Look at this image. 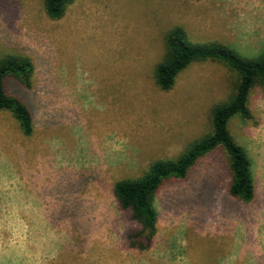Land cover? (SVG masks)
Instances as JSON below:
<instances>
[{"label":"rangeland","instance_id":"374dc122","mask_svg":"<svg viewBox=\"0 0 264 264\" xmlns=\"http://www.w3.org/2000/svg\"><path fill=\"white\" fill-rule=\"evenodd\" d=\"M174 28L254 60L264 53V0H76L59 22L42 0H0V54L35 65L32 89L8 87L30 106L33 135L0 113V264H264L259 91L252 123H230L252 162L255 199L227 196L222 156L213 155L157 197L152 248L129 247L141 227L119 208L115 183L177 159L210 132L211 108L230 94L227 71L210 62L171 92L156 89Z\"/></svg>","mask_w":264,"mask_h":264},{"label":"trees","instance_id":"16d2710c","mask_svg":"<svg viewBox=\"0 0 264 264\" xmlns=\"http://www.w3.org/2000/svg\"><path fill=\"white\" fill-rule=\"evenodd\" d=\"M75 2L42 0L45 15L54 22L63 20ZM208 62L227 71L230 87L228 99L210 110V132L190 144L177 159L158 160L141 177L118 181L114 185L113 195L119 208L141 227V231L129 236L130 249L147 252L152 248L158 235L157 197L164 188L186 182L199 163L208 157L222 156L223 169L229 178L228 197L241 204H249L255 199L252 162L232 134L230 123L238 118L247 124L253 121L252 95L259 91L264 98V53L257 59H247L220 43L191 42L182 28H174L164 37V53L153 72L154 85L161 92H171L181 74L196 64ZM34 73L35 65L29 56L0 54V113L10 114L26 137L34 133L33 112L28 103L10 93L8 87L10 82H16L25 89H32Z\"/></svg>","mask_w":264,"mask_h":264}]
</instances>
